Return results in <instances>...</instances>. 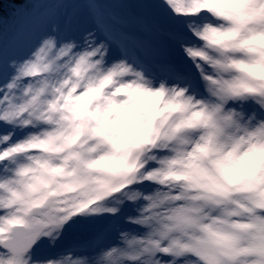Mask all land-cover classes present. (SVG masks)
I'll return each mask as SVG.
<instances>
[{"label":"clouds","instance_id":"1","mask_svg":"<svg viewBox=\"0 0 264 264\" xmlns=\"http://www.w3.org/2000/svg\"><path fill=\"white\" fill-rule=\"evenodd\" d=\"M201 12H207L208 19L197 36L193 63L206 77L203 98L179 85L137 76L135 69L123 71L115 62L109 65L106 53L77 51L75 47L62 55L50 49L35 62L33 70L15 81L11 102L23 109L16 123L22 125L21 130L31 129L30 142L16 160L31 171L25 177L13 173L10 178L23 182L13 185L20 192H25L24 184L36 185L35 191L25 193L26 199L38 202L29 218L50 225L63 216L71 202L83 194L77 180L86 174L103 182L88 185L90 190L100 189L97 207L110 204L117 212L122 205L115 201L129 202L128 192L139 190L133 185L142 189L146 180L153 186L161 185L154 191L183 198L199 188L198 194L211 198L220 187L227 188L232 196H242L240 190L246 184L264 178V139L249 141L242 132L227 128L213 143L207 139L214 124L224 128L223 106L217 110L213 105L233 82L242 80L247 85L240 99H264L260 95L264 92V0H203ZM232 17L248 20L240 37L227 34L233 26ZM253 31L258 34L252 36ZM242 38H247L243 47L224 52L225 45L239 44ZM220 63L224 66H217ZM0 90L6 89L0 85ZM7 107V103L0 105ZM204 144L209 145L207 155L196 161V168H188L185 155ZM166 159L177 161L172 175L147 174L150 165ZM84 160L91 168L84 167ZM7 195L0 190V196ZM219 199L220 204L210 206L207 200L198 204L190 199L162 197L158 203L149 202L146 212L140 211L145 207L140 198L130 203L148 227L164 222L174 209L184 205H198L202 218L213 216L226 203ZM18 207L0 208V212H15ZM43 235L54 248L59 239L55 230L49 227ZM139 247L124 245L128 255L114 256L115 264H143L148 257L135 256ZM75 261L112 264L103 261L100 254L94 258L75 252L37 259L33 264Z\"/></svg>","mask_w":264,"mask_h":264},{"label":"snow or ice","instance_id":"2","mask_svg":"<svg viewBox=\"0 0 264 264\" xmlns=\"http://www.w3.org/2000/svg\"><path fill=\"white\" fill-rule=\"evenodd\" d=\"M202 3L203 0L0 2V85L6 89L0 90V105L8 104L7 108H0V190L8 193L6 198L0 196V208L19 205L15 212H0V264H33L37 259L65 252L94 258L100 254L103 261L115 264L114 256L128 255L124 245L133 249L139 245L135 256L148 257L143 264H264V178L246 184L240 190L242 196H232L227 188L220 187L211 198L198 194L199 188L183 198L176 193L154 191L161 185L153 186L146 180L142 189L137 185H133L137 191L125 189L129 202L117 199L115 202L122 205L117 212L110 204L97 207L100 189L90 190L88 185L103 182L86 174L77 180L83 194L50 225L29 218L38 202L26 199L25 193L35 191L36 185L24 184L25 192H20L13 185L23 182L10 178L13 173L25 177L31 171L16 160L30 142L31 129L21 130L22 125H17L16 118L23 109L12 104L10 90L50 49L61 55L73 47L77 51L106 53L109 65L115 62L123 71L135 69L137 76L143 74L158 82L176 84L205 97L206 77L193 63L197 36L208 19V13L201 12ZM230 19L233 26L227 34L240 37L248 20ZM257 34L251 32L252 36ZM246 41L247 38H242L239 44L225 45L224 52L243 47ZM233 64L238 66L235 61ZM246 89L242 80L235 81L213 105L217 110L223 106L224 128L213 125L214 131L207 138L209 144L225 128L242 132L249 141L264 139V99H240L242 90ZM260 95L264 96V92ZM208 151V144L197 145L185 155L187 167L196 168V161ZM176 163L174 159L162 160L160 164L150 165L146 172L150 177L170 176ZM83 164L86 169L91 168L88 160ZM162 197L190 199L198 204L207 200L210 206L220 204L222 198L226 203L207 218L201 217L198 205H184L174 209L164 222L145 227L143 217L130 201L140 198L145 205L140 211L146 212L149 202L158 203ZM49 227L59 236L54 248L48 246L43 235Z\"/></svg>","mask_w":264,"mask_h":264},{"label":"trees","instance_id":"3","mask_svg":"<svg viewBox=\"0 0 264 264\" xmlns=\"http://www.w3.org/2000/svg\"><path fill=\"white\" fill-rule=\"evenodd\" d=\"M0 2H2V0H0ZM13 2L20 3L22 0H13Z\"/></svg>","mask_w":264,"mask_h":264}]
</instances>
